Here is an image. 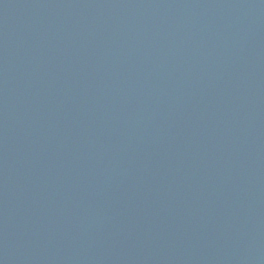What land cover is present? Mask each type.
<instances>
[{"label":"water","instance_id":"water-1","mask_svg":"<svg viewBox=\"0 0 264 264\" xmlns=\"http://www.w3.org/2000/svg\"><path fill=\"white\" fill-rule=\"evenodd\" d=\"M0 264H264V0H0Z\"/></svg>","mask_w":264,"mask_h":264}]
</instances>
